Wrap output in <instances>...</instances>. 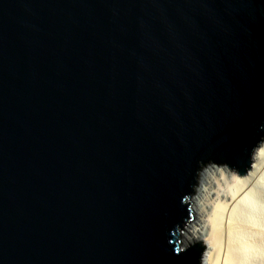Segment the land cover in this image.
Instances as JSON below:
<instances>
[{
	"label": "water",
	"instance_id": "95a60500",
	"mask_svg": "<svg viewBox=\"0 0 264 264\" xmlns=\"http://www.w3.org/2000/svg\"><path fill=\"white\" fill-rule=\"evenodd\" d=\"M263 138L264 0H0V264H200Z\"/></svg>",
	"mask_w": 264,
	"mask_h": 264
},
{
	"label": "bare ground",
	"instance_id": "6f19581e",
	"mask_svg": "<svg viewBox=\"0 0 264 264\" xmlns=\"http://www.w3.org/2000/svg\"><path fill=\"white\" fill-rule=\"evenodd\" d=\"M250 161L243 176L212 165L198 173L179 238L181 248L203 240L200 264H264V138Z\"/></svg>",
	"mask_w": 264,
	"mask_h": 264
},
{
	"label": "rangeland",
	"instance_id": "374dc122",
	"mask_svg": "<svg viewBox=\"0 0 264 264\" xmlns=\"http://www.w3.org/2000/svg\"><path fill=\"white\" fill-rule=\"evenodd\" d=\"M209 165H212V166H220V167H222V166H225V167H227V165L226 164H216V163H214V162H208L207 164H205V165H203L202 166V168L200 169V171L201 172H205V170L207 169V168H209ZM199 171V172H200ZM198 172V173H199ZM233 172V171H232ZM197 180H198V176H197ZM199 186V182L197 181V184H196V187H198ZM196 187H195V189H196ZM195 189H194V193H195ZM193 196V194H191V196H190V198ZM189 198V199H190ZM192 201V200H191ZM189 206H190V210H191V202H190V200H189ZM193 213H191V211H190V219L187 221V222H185L184 224H183V226L184 225H186V224H189V223H191L192 221H193V215H192ZM177 232L181 235L182 234V229H180L179 227L177 228ZM189 246H191V245H189ZM189 246H186V247H184V248H182V249H186V248H188ZM181 247H182V245H181ZM203 253V252H202ZM201 253V254H202Z\"/></svg>",
	"mask_w": 264,
	"mask_h": 264
}]
</instances>
